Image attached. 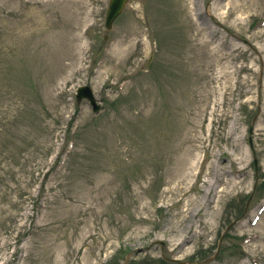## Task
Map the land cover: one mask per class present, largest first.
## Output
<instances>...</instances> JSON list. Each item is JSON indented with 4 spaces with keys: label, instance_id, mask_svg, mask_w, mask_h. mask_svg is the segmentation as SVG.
<instances>
[{
    "label": "rangeland",
    "instance_id": "374dc122",
    "mask_svg": "<svg viewBox=\"0 0 264 264\" xmlns=\"http://www.w3.org/2000/svg\"><path fill=\"white\" fill-rule=\"evenodd\" d=\"M109 2L0 0V264H264V0Z\"/></svg>",
    "mask_w": 264,
    "mask_h": 264
},
{
    "label": "water",
    "instance_id": "95a60500",
    "mask_svg": "<svg viewBox=\"0 0 264 264\" xmlns=\"http://www.w3.org/2000/svg\"><path fill=\"white\" fill-rule=\"evenodd\" d=\"M126 1L127 0H112L111 1V7H110L109 15L107 18V26L108 27L111 25L113 19H115V17L122 11ZM84 96L90 97L94 102V98L92 97L91 88L84 87V88L80 89L79 98H82Z\"/></svg>",
    "mask_w": 264,
    "mask_h": 264
}]
</instances>
